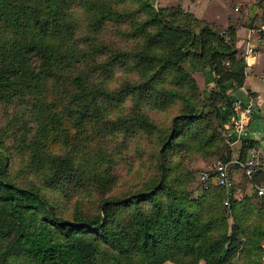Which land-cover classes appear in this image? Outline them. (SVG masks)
Masks as SVG:
<instances>
[{
	"label": "trees",
	"instance_id": "1",
	"mask_svg": "<svg viewBox=\"0 0 264 264\" xmlns=\"http://www.w3.org/2000/svg\"><path fill=\"white\" fill-rule=\"evenodd\" d=\"M173 20L150 0H0V264H238V250L261 264L251 205L215 183L191 198L170 157L202 146L185 61L208 65L207 106L219 127L231 121L224 83L245 78L235 28L183 9ZM118 136L146 141L156 175L105 196ZM82 188L98 195L94 210L73 200Z\"/></svg>",
	"mask_w": 264,
	"mask_h": 264
},
{
	"label": "rangeland",
	"instance_id": "2",
	"mask_svg": "<svg viewBox=\"0 0 264 264\" xmlns=\"http://www.w3.org/2000/svg\"><path fill=\"white\" fill-rule=\"evenodd\" d=\"M151 1V0H150ZM154 4L160 7H164L166 11L167 18L173 22L174 15L180 10H189L190 8H195L198 11L202 10L203 13L207 10L209 13L211 12L214 15H219L221 6H230L234 7L237 5L238 11L235 18V23L240 24V28L245 31V27L254 26L258 28V23L264 21V0H153ZM209 1V2H208ZM208 2V3H207ZM235 8V7H234ZM247 9V10H246ZM254 12L257 10V14L254 18L250 16V11ZM255 14V13H254ZM227 26V25H226ZM226 26H222L220 29L222 33V28ZM258 32H262L258 30ZM244 34V33H243ZM241 35L239 38H244L245 35ZM208 45L220 46L219 40L213 35L209 34L206 36ZM228 39V36L226 37ZM237 59V58H236ZM205 61V59H203ZM206 64V63H204ZM185 66L192 73L193 77L197 82V89L193 92V98L197 102V109L199 112L203 111V117L200 119L198 124H195L193 130L196 128V131L201 133L196 135L197 138L202 143L200 149H190L188 146H176L173 153L170 154L172 159V165L176 169V172H181L184 175V179L186 182V191L191 198H198L203 194L204 187L199 181L200 173L203 170L210 169L213 166V163L218 158H223L226 155L237 154L241 158L244 156V151L247 147L242 146V142L232 143L233 140L230 136L233 135L232 126L231 128L219 127L216 123L214 115L211 109L207 106V101L209 95H213L216 91V83L214 80H208L209 72L207 70V64L205 65L203 70L193 69L192 65L185 61ZM240 66V63L238 64ZM243 75H245V68L243 67ZM210 78V77H209ZM225 87L228 91L236 88L238 85L236 79H228L225 81ZM254 87L259 88L262 84L253 78ZM250 94V93H249ZM250 97V96H249ZM253 97V96H251ZM217 103H220V100H216ZM264 107V104H262ZM154 110L152 111V114ZM156 118L162 119L167 122L166 113L158 114V112L154 113ZM231 121L228 123L231 125ZM257 122V121H255ZM254 124V121L251 123ZM212 133H218V138H211L208 143L204 142L208 136H211ZM230 133V135L228 134ZM244 135V134H243ZM241 136V134H239ZM189 140H192L189 137ZM122 136H118L113 140V144L115 145L116 154L114 155L115 163V179L110 184L109 188L111 189L105 196L110 194H120L122 191L126 189H136L139 188V183H143L144 180L149 175H156L155 170V161L154 154L147 155L145 153L146 141L142 146L139 145V141L142 139H136L134 141H125ZM249 142V141H246ZM130 145L128 149H122L125 147V144ZM192 143V142H191ZM135 144V146H134ZM132 145V146H131ZM135 148V150H134ZM122 151V156H121ZM153 163L151 164V161ZM30 181L37 180L35 177H31ZM38 183L40 180H37ZM254 178H249L247 175L243 173L241 170L235 171V177L233 184L225 189L226 193H231L234 198L238 201H242L244 203L250 204V208H244V211L248 213L245 222L252 223L254 226L261 228V238H260V246L263 249V253L261 256V264H264V201L261 200L258 196H256L254 192L253 182ZM74 197L80 199V204L82 208L86 210H94L96 207L98 195L92 194L90 190L87 188H82L78 191ZM65 196L62 197L63 201L65 200ZM73 200L69 201L67 207L72 205ZM221 206L223 207V213L228 216L229 224H232V218L229 216V204L228 200H224ZM130 207H126L121 210V214L127 213ZM230 231V228L229 230ZM242 241L245 240L244 237L241 238ZM248 260L247 255L241 256L239 250L236 252L234 256V261L238 264H244V262ZM197 264H205L203 260H200Z\"/></svg>",
	"mask_w": 264,
	"mask_h": 264
},
{
	"label": "crops",
	"instance_id": "3",
	"mask_svg": "<svg viewBox=\"0 0 264 264\" xmlns=\"http://www.w3.org/2000/svg\"><path fill=\"white\" fill-rule=\"evenodd\" d=\"M236 6L237 5L234 6L235 8L226 5L221 6L219 15H214L211 12L209 13L208 10L203 13L202 10L198 11L195 8L189 7V11L193 12L199 18H203L211 23L219 24L221 26H226L228 24L234 26L237 38V55L245 62V70H249V73L244 75L245 78L242 84L228 91L233 98L244 100L249 96H253L252 98L256 101V109L251 115L249 124L246 126L243 133H241L240 138L234 140V143L242 142L243 138H246L247 136L252 138L256 133L259 132L260 134L264 131V107H262V104H264V81L260 79V75L264 74V30L260 28L263 22L258 23V28H255L252 25L247 26V28L245 27V31L242 30L243 28H240L241 25L235 23L238 11ZM256 14L257 10L255 11L254 18ZM258 30L262 32L259 33ZM242 34L245 35V37L240 39L239 37ZM248 46L252 47L251 51L248 50ZM253 78L262 84L259 88L252 85ZM253 121L254 124H251ZM255 139L256 141L258 140L257 138H254V140Z\"/></svg>",
	"mask_w": 264,
	"mask_h": 264
},
{
	"label": "built area",
	"instance_id": "4",
	"mask_svg": "<svg viewBox=\"0 0 264 264\" xmlns=\"http://www.w3.org/2000/svg\"><path fill=\"white\" fill-rule=\"evenodd\" d=\"M236 8L238 9L239 7L236 6ZM260 28L264 30V21ZM248 50L251 51L252 47L248 46ZM246 73H249L248 69L245 70ZM260 79L264 81V74L260 75ZM233 108V124L229 126V122L224 123V127L231 128L232 126L233 134L240 138L239 134L243 133L256 109V101L252 97L244 100L235 98ZM228 134L230 135V133ZM254 138L258 140L256 141ZM246 139L247 141H253V144L245 149L243 158L237 154H229L223 158L216 159L210 169L203 170L200 173L199 181L204 188L211 183H215L224 187V189H228L233 184L235 171L241 170L249 178L255 179L253 182L254 192L256 196L264 201V131L260 134L259 132L256 133L252 138L247 136ZM234 140L232 143H234Z\"/></svg>",
	"mask_w": 264,
	"mask_h": 264
},
{
	"label": "water",
	"instance_id": "5",
	"mask_svg": "<svg viewBox=\"0 0 264 264\" xmlns=\"http://www.w3.org/2000/svg\"><path fill=\"white\" fill-rule=\"evenodd\" d=\"M154 3V1L153 0H151V4H153ZM234 118V117H233ZM232 120H234V119H232ZM233 124V121L231 122V125Z\"/></svg>",
	"mask_w": 264,
	"mask_h": 264
}]
</instances>
